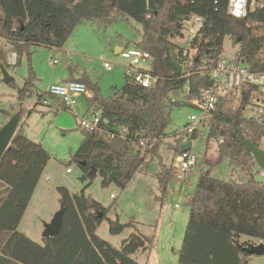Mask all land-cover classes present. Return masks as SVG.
<instances>
[{
  "label": "trees",
  "instance_id": "1",
  "mask_svg": "<svg viewBox=\"0 0 264 264\" xmlns=\"http://www.w3.org/2000/svg\"><path fill=\"white\" fill-rule=\"evenodd\" d=\"M229 0H0V37L18 54L30 45L62 49L75 28L85 22L109 26L117 19L133 20L140 28L135 47L147 51L164 71L154 86L140 88L125 78L120 89L104 97L100 87L87 76L77 80L92 92L88 109L95 108L109 122V129L126 130L127 137L110 140L82 130L73 160L82 173L93 178V169L102 186L111 184L125 189L154 146L167 134L173 108L190 106L172 97L188 85L189 99L198 98L210 82L206 77L185 76L174 40L183 31V22L194 16L204 20L194 41L198 53L190 66L194 73L202 64L213 66L221 55L223 40L229 37L239 46L236 61L253 71L264 70V0L249 7L244 18L227 13ZM0 66L7 67L0 47ZM33 74L18 89L17 99H24ZM12 84V83H11ZM233 100L224 98L211 116L208 138L223 144L219 152L241 174V182L227 183L208 174L200 175L189 205L188 222L177 264H247L245 248L264 244V182L253 175L256 163L243 142L259 147L262 128L232 109ZM94 111V112H95ZM198 133L195 138H198ZM150 140L143 150L132 148L131 141ZM180 152L175 149V155ZM50 160L47 151L16 131L0 160V264H139L133 258L144 254L152 242L140 234L124 240L119 250L96 236L97 227L106 218V210L84 193L70 194L58 188L63 219L60 233L43 238L38 244L17 231L41 174ZM157 173L160 202L167 195L170 169L160 163ZM116 235L124 226L111 222ZM245 237L249 241L241 242Z\"/></svg>",
  "mask_w": 264,
  "mask_h": 264
},
{
  "label": "rangeland",
  "instance_id": "2",
  "mask_svg": "<svg viewBox=\"0 0 264 264\" xmlns=\"http://www.w3.org/2000/svg\"><path fill=\"white\" fill-rule=\"evenodd\" d=\"M140 33V26L133 20L120 18L109 26L85 22L75 28L62 49L30 45L21 53L16 52L18 63L15 66L6 63L5 68L13 79L12 84L3 83L0 71V129L14 116H18L17 131L40 144L50 155L17 229L33 242L43 244L44 225L50 223L60 209L57 189L66 188L70 194L84 193L106 210V218L96 230V236L101 241L119 250L124 240L140 234L152 245L147 253L133 256L137 263L177 264V252L181 250L188 222L189 205L200 175L208 174L212 179L227 183L241 182V174L219 152L218 143L208 138L207 127H199L198 142L193 150L199 157L197 166L188 172L185 182L177 181L174 162L175 149L181 145L178 133L190 115H200L198 110L190 106L172 109L167 135L154 145V153L123 190L113 184L103 187L97 173H94L93 178L86 177L73 160L83 140L79 119L96 110L88 109L86 103L87 98H92V92L87 89V96L76 97V105L67 107L60 98L48 94L50 86L62 84L66 80H77L85 75L98 84L104 97L112 95L113 89H120L126 78L124 61L115 54V49L117 46L123 49L135 47ZM187 41L188 34L184 33V38H177L174 43L184 48ZM0 47L6 62V54L15 50L2 37ZM238 51L239 46L225 37L220 59L235 61ZM63 54H67L66 65L62 63ZM103 62L111 63L112 71H106ZM153 63L151 58L141 68L152 71ZM30 73L33 74L32 84L26 89L24 99L19 101L18 89L23 87ZM183 96L184 91L177 96V100L184 101ZM44 101L49 105H45ZM161 162L170 169L167 195L163 202L157 199L161 198L156 177ZM68 168L70 173L66 172ZM253 175L256 181L264 182V171L257 165ZM111 222L124 226L123 231L112 234ZM240 241L249 239L242 237ZM256 244L259 243L252 245ZM246 261L247 264H264V256L249 255Z\"/></svg>",
  "mask_w": 264,
  "mask_h": 264
},
{
  "label": "built area",
  "instance_id": "3",
  "mask_svg": "<svg viewBox=\"0 0 264 264\" xmlns=\"http://www.w3.org/2000/svg\"><path fill=\"white\" fill-rule=\"evenodd\" d=\"M256 1L229 0L227 13L236 19L244 18L248 8L252 7ZM203 25L204 20L197 16L184 21L181 35L183 39L184 33H187L189 41L186 42L184 48L176 47L174 49L175 54L181 55L179 62L184 69L186 77L193 74L199 77H206L210 82L201 91L198 98L189 99V86L186 85L183 88L185 95L183 96L185 98L184 102L198 110L200 115H190L187 118L186 125L178 133L180 134L181 145L194 142L196 140L195 134L199 132V127L208 128L212 114L216 110L218 103L224 98H231L233 100L232 109H239L242 118L257 123L262 128L264 134V70L253 71L242 61H226L219 57L213 66L207 67V63L204 61L194 73H190L189 68L192 66L193 61H196L198 53V48L194 41L199 36ZM4 41L6 42L5 39ZM118 55L124 61L123 68L126 79L143 89H148L155 85L158 77L154 73V70L147 71L141 68L151 60V55L147 51L137 47L122 48ZM18 59V54L15 51L10 50L6 54V63L8 65L15 66L18 63ZM103 67L106 71H112L113 69L112 64L108 62H103ZM48 94L51 97L60 98L65 106L73 107L76 103V97L81 95L87 96V88L81 82L67 81L50 86ZM175 100L177 99L172 97L171 101L175 102ZM43 103L49 105L47 101ZM245 114L248 116H244ZM79 127L85 132L101 137L106 136L110 140L115 138L125 139L127 137V131L124 129L117 132L109 129L108 120L104 119L100 112H93L91 115H86L79 119ZM263 142L264 135L258 147L264 151ZM149 143L150 140L147 138L131 141L132 148L135 150H143ZM217 143L218 145H222L223 139H219ZM195 146L190 151L179 152L175 156L174 175L178 182H185L188 172L198 164L199 157L193 151ZM66 172L70 173L71 170L68 168ZM176 207L178 208V206Z\"/></svg>",
  "mask_w": 264,
  "mask_h": 264
},
{
  "label": "water",
  "instance_id": "4",
  "mask_svg": "<svg viewBox=\"0 0 264 264\" xmlns=\"http://www.w3.org/2000/svg\"><path fill=\"white\" fill-rule=\"evenodd\" d=\"M183 36L181 35V38ZM62 63L63 65H66L68 63V58L67 54H63L62 56ZM153 70L154 73L157 75V77H162L164 76V71L159 68L158 63L155 61L153 64ZM0 71H1V77L2 81L5 84H9L12 82V78L8 75L6 69L3 66H0ZM19 124V117L14 116L7 124H5L1 129H0V160L3 157L4 153L10 146V142L15 135L17 131V127ZM197 143V139L192 142V143H187L180 145V152H187L190 151L195 144ZM244 147L247 149V151L252 155L256 165L264 171V151L259 149L258 147L253 146L250 143L243 142ZM93 173H96V170L93 169ZM63 208H60L53 216L52 220L50 223L44 225V231L42 234V237L44 239L47 238H54L57 237L60 233L61 226H62V219H63ZM246 252L249 255H254V256H264V244L259 243L256 245L250 244V246L245 248ZM180 251L177 252V255L179 256Z\"/></svg>",
  "mask_w": 264,
  "mask_h": 264
},
{
  "label": "crops",
  "instance_id": "5",
  "mask_svg": "<svg viewBox=\"0 0 264 264\" xmlns=\"http://www.w3.org/2000/svg\"><path fill=\"white\" fill-rule=\"evenodd\" d=\"M122 48L123 47L117 46L116 49H115V54L117 55ZM67 81H69V80H66L65 82H67ZM65 82H63V83H65ZM75 105H76V103H75Z\"/></svg>",
  "mask_w": 264,
  "mask_h": 264
}]
</instances>
